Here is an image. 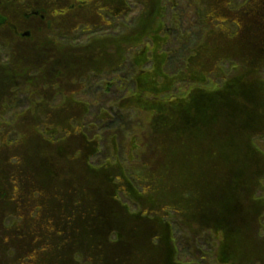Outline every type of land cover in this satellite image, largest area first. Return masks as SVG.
<instances>
[{"label": "trees", "instance_id": "16d2710c", "mask_svg": "<svg viewBox=\"0 0 264 264\" xmlns=\"http://www.w3.org/2000/svg\"><path fill=\"white\" fill-rule=\"evenodd\" d=\"M167 3L175 11L170 16ZM189 3L194 21L184 28L178 0H0V264H42L38 253L47 264H72L73 251L91 256L84 264H175L169 257L142 263L150 236L121 243L117 230L105 243L99 232L131 223V216L102 212L95 192L104 172L131 194L151 195L160 211L151 217L164 218L166 229L180 226L204 238L200 244L217 232L234 237L236 264L243 242L264 239L257 237L264 213L252 207L264 190V154L251 151L264 139V0ZM189 3L181 4L184 15ZM101 57L112 63L97 65ZM103 73L120 84L121 73L126 81L132 74V83L127 90L123 82L114 86L112 106L99 110L116 113L114 101L119 105L121 93L130 92L129 109L153 113L139 159L151 181L119 165L115 177L111 161L96 157L99 135L91 129L80 139L92 112H81L75 100L110 92L111 79L101 88L97 80ZM25 98L34 100L32 107ZM187 147L191 152H177ZM190 170L200 178L181 174ZM57 196V208H46ZM78 211L81 219H71ZM257 251L247 262L263 256L264 246L250 254Z\"/></svg>", "mask_w": 264, "mask_h": 264}, {"label": "rangeland", "instance_id": "374dc122", "mask_svg": "<svg viewBox=\"0 0 264 264\" xmlns=\"http://www.w3.org/2000/svg\"><path fill=\"white\" fill-rule=\"evenodd\" d=\"M189 1L191 0H185V1L178 0L177 15L179 18L182 19L184 28H188L189 24L194 21V15L191 10L192 5L189 3ZM182 3H187V4L189 3L191 6L189 5L188 6L190 7L189 9L191 12L184 15L181 10ZM166 6H167L169 16L171 15V13L175 12L173 10L174 8L171 7L170 4L167 3ZM133 9L134 11L136 10L135 6H133ZM135 14L136 12L133 15ZM23 32H28V31H23ZM192 35H195V33ZM24 38H27V37H24ZM85 39H86V36L81 39L79 38L78 43L81 45L84 44ZM101 58L104 59L105 57H101ZM103 59L95 60L96 64L99 66H103V68H107V64L112 63L111 61L113 60L108 57L105 58V60ZM146 67L148 68V66ZM142 70H138L135 76L138 73H140ZM123 74L124 73H121L119 77L120 79H122V82L124 83L122 85L123 88L125 87V90H127V88L128 89L130 88L131 86L130 84L132 83V82L130 83L129 81V79L132 77V74H129L128 81L122 78ZM107 75L106 73H103L100 77H98L97 80L100 82V85H101L100 88H101V87H106V85L109 82H111L108 80L111 79L112 83H115L116 85L112 84L113 87L111 88L110 92L103 93L102 97L100 98L99 97L97 98V96L95 97L91 95L89 96L84 95L83 98L82 97L76 98L75 100L76 102H82V106L80 107L81 112H84V113L89 112V114L92 112L90 116L89 115L87 116V119H86L87 121L84 122V128H82V130L80 131V133L82 134L80 136V139H84V136L87 137L86 136L87 134L91 136L92 130L94 131L95 135H99L97 138L98 144L94 145V148L96 149L95 151L99 152L96 155V157L100 158L101 156H105V160L111 161L110 163L113 166L115 177L117 176L120 177V171L118 168V165H119L120 167H126L125 170L127 172L130 171L131 174H134V175L142 174L145 176L149 175L148 178L150 180V174L143 173L144 169L145 170H148V169L147 168L143 169V164L142 162H139V159H141L140 157L145 152L146 147L143 146L142 143L145 142L146 129L148 127L149 121L152 119L153 113L129 109L127 105L129 104L130 92H125L123 95L121 93L122 99L119 105H118V101H114L116 113L113 114V113L106 112L104 110H99L100 108H102V105L104 107L112 106L111 99L113 98L114 94L115 96H117L115 87H117L118 85L120 86L122 84V82L121 84L118 82H114L115 76L113 74L110 76H107ZM204 86L206 87V84ZM204 86H202V88ZM210 86L211 85H209L208 87ZM83 87L86 88L87 84H85ZM86 96H87L86 101H84ZM20 97H22V95L21 96L19 95V102L21 99ZM64 98L65 97H62V99ZM100 100H102V102H100ZM91 101L93 102V105L89 106V104H91ZM29 103H31L30 106H28ZM24 104L27 105L28 108H30L34 104V100H27L25 98ZM103 112H105V114H103ZM202 118L205 120L204 115L200 117V119ZM206 118H209V116H206ZM99 127H102V130H98L97 128ZM51 133L55 134L54 131H52ZM252 147L253 148L251 151L253 154H257V153L264 154V139H261L257 143V145H254V146L252 145ZM188 148L189 147H187V152H181V151H177V152L189 153L191 152V150H189ZM82 150L84 154L92 153L91 147H88V148L84 147L82 148ZM248 153L249 151H247V154ZM94 158L95 157L91 159L92 163L94 162ZM118 162L121 163L122 165L119 164ZM240 166H242V163L240 164ZM211 170H215V169L211 168ZM105 173L106 172L98 176L99 180L101 181L100 182L101 187L97 188L95 192L97 198H99V202L101 199V201H103V204L105 203L104 204L105 212L104 210L102 212L108 216L110 215V216H114L117 218L122 217L121 215H123L124 217L131 216V218H129L131 219L130 220L131 223H124V222L121 223L120 221L119 226L117 224L110 223L111 224L110 226H106V229H103L101 232H99L103 240H105V243L108 237H110L109 239H111V235H112L111 233L117 232L118 230V234L120 233L119 236H120L121 243H125V242L130 243L132 242V240L133 242L134 241L137 242L143 237H146V236L151 237L150 240L151 239L152 240L149 246V252L147 251L144 255H142L141 257L142 263H152L155 260H158V259L162 260L165 257H169L170 260H173L175 262V264H196V263H199V264H230L232 262L233 259L230 255L231 254L230 248L234 250V244L232 243V242L234 243L236 242L234 237L230 236L229 238L227 237L223 239L222 235L217 232V236L214 235V238L209 237L207 238L208 239L207 243L203 242L202 244H200L204 238L195 240L192 238L193 236L192 232L191 233L188 232L189 234L188 235L184 231V229H182V227L180 226H171V227H167L168 229H166L164 226V218H162L161 220H157L151 217V216H156L160 214V211L155 212L156 207L152 203L154 202V199L151 197V195L145 194L146 195V198H145L142 195L140 197L136 193L131 194V192L129 193L128 190L126 189L123 190L124 186H126V183L124 181L119 180L114 177L109 178L107 175H105ZM130 173L128 172L129 176H130ZM181 174H183L186 178L188 176L190 178L192 177L196 178V180L200 178V176L196 172L191 171V170L187 172L181 171ZM140 182L141 183L139 184H145L148 181L140 178ZM146 185L144 186L140 185V187H136V189H142V187H145ZM157 185L158 183L156 181H153V186H157ZM263 185H264V181H263ZM261 187H262V184H261ZM130 188H134V187H129V189ZM161 189L162 187L154 189V190L160 191ZM121 190H123L124 192H122ZM117 191H121V192L118 193ZM113 196H115L114 199H112ZM39 199L44 200V197L43 196L37 197V201H39ZM61 199H62L61 196H57V200L56 201L51 200V206L46 207V208H51V210L57 208V206L60 204L58 202ZM155 201L157 202L159 201V199H155ZM222 202L224 205L226 204V201H222ZM210 203L213 204L212 202ZM252 207L253 208L255 207V210H256L255 212H258L259 210H261V212L264 213V190L257 191L256 199L252 200ZM159 208H161L160 203H159ZM146 212H151V213L155 212V213L150 214L149 215L150 217H146ZM166 213H168L169 215L172 214L171 212L167 210L165 211V214ZM79 214H81V212L79 211H78V216H76L77 213L71 214L70 218L73 220H75V217L77 218V220L81 219ZM192 214H194V211L189 210L188 216L190 218H192ZM173 216L178 217V215H173ZM13 217L17 221V214H15ZM40 218H42L41 214H40ZM108 218L112 219L110 217ZM263 218H264V215H263ZM259 226H260V231L257 237L264 238V219L259 221ZM108 228H110L111 230L107 231ZM94 232H95V239L99 241V236H96L95 229H94ZM155 233L156 235H153ZM157 233L160 235H158ZM219 238H222L224 240L223 244H222V239H219ZM259 241H261V243L260 242L254 243V240L250 242L248 241L243 242V245L241 246L242 248L240 250V252L243 254L240 255V252H239V256H238L239 263L238 264H255L253 262L256 259L259 260L260 264H264V255L254 259L253 261L247 262L248 260L253 259L255 256L259 255L258 251L256 253L250 254L256 248H260L264 246V239L259 240ZM69 243L72 245L71 241ZM209 244L211 246H209ZM162 249H165V250H162ZM37 255H38L37 256L38 260L39 259L42 260V264H47V259L45 257H43L39 253ZM96 255L97 254H95V256ZM90 257H91L90 255L87 256V258H90ZM87 258L84 256L83 258L77 256L74 251L71 255L72 264L73 263L74 264H84L83 261L84 259H87ZM65 263H67L66 258H65ZM232 263L236 264L234 261Z\"/></svg>", "mask_w": 264, "mask_h": 264}, {"label": "water", "instance_id": "95a60500", "mask_svg": "<svg viewBox=\"0 0 264 264\" xmlns=\"http://www.w3.org/2000/svg\"><path fill=\"white\" fill-rule=\"evenodd\" d=\"M21 35L24 36V37H27L29 35V33L28 32H23Z\"/></svg>", "mask_w": 264, "mask_h": 264}, {"label": "flooded vegetation", "instance_id": "af4514ba", "mask_svg": "<svg viewBox=\"0 0 264 264\" xmlns=\"http://www.w3.org/2000/svg\"><path fill=\"white\" fill-rule=\"evenodd\" d=\"M28 36H29V35H28ZM28 36H27V37H28ZM164 225H165V224H164Z\"/></svg>", "mask_w": 264, "mask_h": 264}]
</instances>
